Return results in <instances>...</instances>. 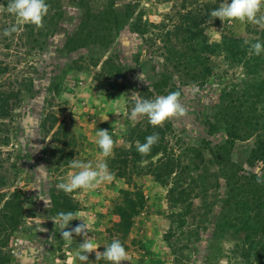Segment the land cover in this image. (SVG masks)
<instances>
[{
  "label": "rangeland",
  "instance_id": "374dc122",
  "mask_svg": "<svg viewBox=\"0 0 264 264\" xmlns=\"http://www.w3.org/2000/svg\"><path fill=\"white\" fill-rule=\"evenodd\" d=\"M8 2L0 0V65L8 67L0 86L24 84L21 105L8 122L15 128L14 146L5 147L9 153L4 150L2 158L6 190L16 188L25 204L10 264H80L76 253L84 237L63 240L53 221L54 192L75 171L70 161L104 159L95 143L101 129L115 141V158L130 147L131 129L147 120L131 119L137 96L154 99L174 91L181 93L187 115L163 127L169 149L190 167L199 193L187 226L178 228L187 208L169 197L168 188L141 175L143 165L130 164L128 175L120 177L114 158L107 159L114 180L69 194L79 214L75 221L87 225L100 252L119 239L128 253L124 264H244L232 254L236 237L218 238L215 232L219 219L235 216L243 202L260 217L239 237L264 240V183H257L264 180V131L246 124L240 67L221 56L197 55L180 39H162L185 0H46L49 13L40 29L17 24L6 11ZM218 20L207 26L211 42L226 31L248 36L246 23ZM14 24L18 31L4 36ZM142 73L144 81L137 79ZM55 118L64 127L56 140ZM136 191L144 204L124 237L117 229L118 207L125 193ZM89 264L110 262L96 260L93 252Z\"/></svg>",
  "mask_w": 264,
  "mask_h": 264
},
{
  "label": "trees",
  "instance_id": "16d2710c",
  "mask_svg": "<svg viewBox=\"0 0 264 264\" xmlns=\"http://www.w3.org/2000/svg\"><path fill=\"white\" fill-rule=\"evenodd\" d=\"M224 0H191L189 6L187 0L179 11L178 20L162 38L165 42L172 43L174 39H180L187 48L192 49L197 55L221 56L230 65L242 69L240 96L244 100L243 114L246 115L249 129L255 127L264 131V52L261 55H249L248 46L244 41L264 43V28L246 23L248 36H236L231 31L221 34L220 41L211 42L206 33L209 23L219 25L218 18L210 13L218 8ZM8 73L7 65H0V77ZM22 82L9 81V85L0 86V264H10L12 252L10 249L13 234L22 228L25 219V204L19 191L15 188L13 192L6 190L8 187L5 177L6 160L4 148L14 146L15 128L8 122H13L16 112L21 105ZM52 138L55 140L60 136L63 125L55 118L52 121ZM59 124V125H58ZM58 125L57 130L55 127ZM154 133L159 134V142L155 144L151 152L141 156L136 149V142H145V138ZM130 147L121 150L113 162L119 163V176L128 175L130 164L143 165L141 175L152 176L162 186L168 188L169 197L177 204L187 208L186 214L178 224L183 229L188 224V214L194 210L193 196H198V188H195L192 170L183 166L179 155L169 149L168 137L164 127H153L148 123L132 128L128 134ZM227 144L229 142H226ZM18 145L16 146V148ZM8 152V150H5ZM18 166H14V168ZM144 195L140 191L125 193L124 201L118 207L120 222L117 229L122 236H127L132 227V219L139 213V207L144 204ZM243 210L238 211L233 217L222 216L217 224L215 235L226 236L232 234L236 237V244L232 254L240 256L244 264H264V240L240 238L245 229L255 227L260 215L248 209L240 202ZM73 199L62 190H55L53 196V213L57 216L59 212L74 211ZM189 211V212H188ZM80 225L75 220L71 221L68 231Z\"/></svg>",
  "mask_w": 264,
  "mask_h": 264
},
{
  "label": "clouds",
  "instance_id": "9594fccd",
  "mask_svg": "<svg viewBox=\"0 0 264 264\" xmlns=\"http://www.w3.org/2000/svg\"><path fill=\"white\" fill-rule=\"evenodd\" d=\"M49 8L50 5L46 0H9L6 11L16 18L17 24H31L36 29H40L44 27V18L48 15ZM210 15L219 18L222 22L232 23L236 21L264 28V0H231V3L224 0ZM17 24L5 28L3 35L7 37L16 33L18 31ZM244 45L248 46L249 55L259 56L264 52V43L259 40L254 43L245 40ZM137 79L144 81L143 73ZM180 97L179 91L160 95L154 99H142L137 96L131 110V119L146 117L148 123L153 127H163L166 121L187 115L188 109L181 103ZM96 137L95 143L104 159L95 162V164L92 161L85 162L72 159L69 166L75 171L65 182L58 184V189L65 194H71L76 190H93L105 182L114 180L115 174L109 170L107 159L114 158L115 141L106 129L97 130ZM158 142L159 134L154 133L147 136L144 143L137 141L136 149L141 156H146ZM257 183H264V180L258 178ZM78 215L72 211H62L57 214L53 221L61 229L60 233L63 240L70 243L73 234L84 237L76 253L80 264H89V254L93 252H95L96 260L103 258L110 264H124L128 260V253L119 239H113L110 244L104 247L103 252L98 251L99 246L87 235L88 227L85 223L77 225L71 231H66L65 229L69 227L70 222L78 219ZM38 223L40 224L41 221ZM40 231H46V229L41 227Z\"/></svg>",
  "mask_w": 264,
  "mask_h": 264
}]
</instances>
